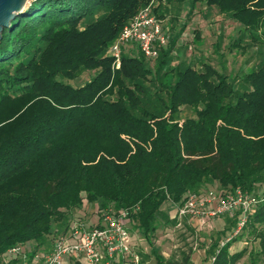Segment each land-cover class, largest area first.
<instances>
[{
	"label": "trees",
	"instance_id": "trees-1",
	"mask_svg": "<svg viewBox=\"0 0 264 264\" xmlns=\"http://www.w3.org/2000/svg\"><path fill=\"white\" fill-rule=\"evenodd\" d=\"M158 1L202 3L239 23L228 49L244 38L261 48L239 88L209 62L173 64L176 38L159 48L154 67L133 50L114 67L110 45L151 0H29L3 30L0 261L30 243L27 262L51 251L86 202L99 216L128 208L129 232L147 241L157 264H191V248L164 258L152 239L186 218L170 217L164 204L180 206L209 187H239L257 202L237 236L220 247L227 230L216 233L206 259L237 264L247 248L231 247L244 235L259 244L251 264L264 256V0ZM182 107L192 115L179 118ZM232 215L228 231L237 226Z\"/></svg>",
	"mask_w": 264,
	"mask_h": 264
},
{
	"label": "rangeland",
	"instance_id": "rangeland-1",
	"mask_svg": "<svg viewBox=\"0 0 264 264\" xmlns=\"http://www.w3.org/2000/svg\"><path fill=\"white\" fill-rule=\"evenodd\" d=\"M158 5H160L159 10L154 14L161 22L164 31L168 34V41L176 38L172 63L186 62L199 69L201 68V62H209L220 70L223 68L225 72L234 77L235 87L239 88L243 75L255 67L258 62L261 49L256 44H252L248 38H244L238 48H233L231 51L228 49L232 40L240 35L241 26L239 23L224 16L217 8L207 7L202 3H196L191 9L188 2L171 1L168 3L156 0L153 8ZM133 54L137 55L138 53L133 50ZM145 59L150 67L155 66L156 62L154 59ZM85 78L82 76L79 82H82ZM188 115H192L189 108L182 107L179 118H184ZM209 190L217 193L221 192L220 189L209 187L203 188L197 193ZM262 193H264V185L259 189V194ZM166 209L170 217L175 216L176 205L168 202L162 206V210ZM228 214H233L232 216L236 214L238 220L239 209L213 218L200 217L195 219L186 217L182 219L180 225L159 227L153 236L152 247L157 254L164 258H168L173 254L178 255L179 250L188 251L191 248V264H210L211 259H206L207 247L217 232L223 229L228 231L230 227L229 218L232 219V217L226 216ZM98 217L99 214L96 213L95 207L85 202L80 209L73 213L70 222L80 219L85 224H90L95 222ZM233 229L232 227L228 232L226 231L225 237L231 234ZM130 234L134 250L147 256L144 264H157L147 241L138 233L130 232ZM225 237L221 239L219 244ZM33 247L34 243L23 245L26 253L32 250ZM243 247L247 248L246 254L237 264H251L252 257L257 259L258 240H255L250 235H244L240 240L233 243L231 251L235 252ZM259 258L255 264H264V256ZM13 260L8 256H4L0 264H13ZM71 260H67L68 264H70ZM64 263L67 264L66 261ZM81 264H85V262L81 261Z\"/></svg>",
	"mask_w": 264,
	"mask_h": 264
},
{
	"label": "built area",
	"instance_id": "built-area-1",
	"mask_svg": "<svg viewBox=\"0 0 264 264\" xmlns=\"http://www.w3.org/2000/svg\"><path fill=\"white\" fill-rule=\"evenodd\" d=\"M156 0L141 8L129 21L108 53L114 59V67L120 66L124 51L136 50L147 59H155L159 48L168 44V34L153 13ZM257 199L239 187L228 193L209 190L203 193H189L185 201L176 206L178 217L213 218L239 209L238 224L221 242L220 247L237 236L247 222L249 213ZM129 209L118 213L105 211L95 222L85 224L73 221L69 231L58 237L53 249L45 253H36L30 262L26 261V252L22 246L7 251L8 257H21L23 264H68V259H78L85 264H139L140 255L134 250L127 222Z\"/></svg>",
	"mask_w": 264,
	"mask_h": 264
},
{
	"label": "water",
	"instance_id": "water-1",
	"mask_svg": "<svg viewBox=\"0 0 264 264\" xmlns=\"http://www.w3.org/2000/svg\"><path fill=\"white\" fill-rule=\"evenodd\" d=\"M29 0H0V40L2 32L10 26L13 21L25 8Z\"/></svg>",
	"mask_w": 264,
	"mask_h": 264
}]
</instances>
